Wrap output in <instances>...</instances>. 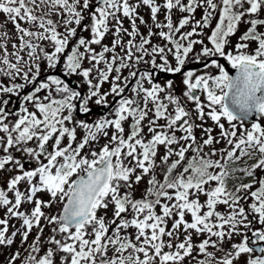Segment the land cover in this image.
Segmentation results:
<instances>
[{
    "label": "snow or ice",
    "instance_id": "obj_1",
    "mask_svg": "<svg viewBox=\"0 0 264 264\" xmlns=\"http://www.w3.org/2000/svg\"><path fill=\"white\" fill-rule=\"evenodd\" d=\"M142 6L150 10L151 25L139 14ZM173 9L187 13L175 25ZM197 9L203 11L200 20H195ZM262 10L264 0H0V13L5 23L13 24L19 40L9 52L10 37L0 32V78L9 81L0 79V172L16 173L6 188L0 187V209L5 210L0 248L12 246L19 236L28 253L21 264H234L242 254H249L246 264H264V247H250L243 231L264 241V230L252 231L249 220L252 215L264 226V126L255 119L264 118V32L258 31L264 26ZM217 12L218 21L207 36L211 47L192 39L204 35ZM125 18L130 30L124 27ZM137 21L148 28L147 35ZM242 23L249 27L226 52ZM190 24V31H181ZM78 30L89 36L78 37ZM109 33L111 44H104ZM153 36L164 43L154 44ZM250 42L257 43L252 53L246 51ZM197 44L200 52L194 51ZM190 54L195 62L204 58L205 67H215L219 74L185 70ZM57 69L62 76L54 74ZM156 73L183 76L182 97L194 105L195 119L175 94V81L161 84ZM74 76L81 79L69 83L63 78ZM105 84L109 87L102 91ZM25 88L31 90L25 93ZM91 104L106 111L92 122L77 118V112L90 114ZM206 116L220 129L218 136L205 127ZM249 118L250 128L244 127ZM236 121L243 129L239 135ZM77 129L84 133L78 143ZM196 129L202 132L199 142ZM101 138L106 143L97 151L93 145ZM220 143L225 147L217 149ZM161 146L165 152L158 162ZM26 162L34 167L26 168ZM145 176L148 187L141 198H134L133 188ZM21 183L27 185L23 190ZM25 203L34 207L21 210ZM53 204H61L62 210L46 214L43 208ZM101 210L104 214L98 215ZM12 219L20 225L9 233ZM45 227L51 235L42 239ZM34 228L37 234L28 244ZM233 236L243 239L225 250ZM44 244L48 247L41 254ZM216 251L223 256L217 258ZM254 252L261 255L253 258ZM21 255L18 248L7 264H16Z\"/></svg>",
    "mask_w": 264,
    "mask_h": 264
},
{
    "label": "rangeland",
    "instance_id": "obj_2",
    "mask_svg": "<svg viewBox=\"0 0 264 264\" xmlns=\"http://www.w3.org/2000/svg\"><path fill=\"white\" fill-rule=\"evenodd\" d=\"M132 2H135V0H132ZM157 2H158V3H162V0H157ZM184 2L186 3V0H184ZM245 7H247V5H245ZM138 11H139V14H140L141 16H143L144 19H145L146 21H148V24L151 25L150 10H149L147 7H143V6H142L141 8L138 9ZM202 14H203L202 9H197V11H196L195 14H194V16H195V20H200L201 17H202ZM84 15L87 17V16H88V13L85 12ZM182 15H187V13H180L177 9H173V11H172V20H173V24H174V25L177 24V23L179 22V20H180V18H181ZM164 16H165V12H164V10L162 9L161 12L158 13V20L163 21V20H164ZM218 18H219V14H218V12H217V13L215 14V18H214V19L212 20V22H211V27L206 28V29H203V33H204V35H202V36H194V37H192V39H202V40L204 41V44H206V45H208L209 47H211V44H210V43L208 42V40H207V36L210 35L212 29L215 28V25H216V23H217V21H218ZM259 18L264 19V10H262V11L259 13ZM52 19L55 20L56 17L53 16ZM245 19H249V17H245ZM5 21H6V16H5V14L0 13V25H4V27L0 28V32H5V31H6V32L8 33L10 39H9L8 42H7V48H8V51L11 52V51L13 50L12 47H11L12 43L15 42V43L19 44V40L16 39V31H15V28H14L13 24H12L11 22L5 23ZM90 22H91V21H90V18H89V19H86V20L84 21L85 24H88V23H90ZM123 24H124V27H125V28H128V29L130 30V23H129L128 19L125 18V19L123 20ZM137 24L139 25V21H137ZM22 26H23V27H28L27 24H23ZM247 27H249V25H247V24H243V23L239 26V31H238L234 36H232V37L230 38V39H231V43L226 47V49H225L226 52L229 51V50H231V49H233V47H234L235 43L237 42L239 36H240L242 33H244V31L246 30ZM139 29H140V32H142V33H144L145 35H147L148 28H147L146 26H144V25H139ZM190 30H191V24H190L189 26H186V27H185L184 29H182L181 31H182V32H187V31H190ZM153 31H157V30H156L155 28H153ZM165 31H167V29H165ZM198 31H200V30L198 29ZM258 31H260V32H264V26H258ZM80 35H83V36H85V37H88V36H89V33H88V32H80V31L78 30L77 36L79 37ZM124 38H125V40L128 39L127 36H125ZM112 39H113V37H112L111 33H109V34L105 37L103 43H104V44H109V45H110ZM137 40H139V37H137ZM152 42H153L154 44H157V43H159V44H163V43H164V41L161 40L158 36H153V37H152ZM70 47H71V45H70ZM93 47H95V48L97 49V51L100 50V49H99V46L93 45ZM256 47H257V43H256V42H250V46H249V48H248L246 51L249 52V53H252V51H253ZM200 50H201V45H199V44L195 45L194 51H195V52H200ZM117 51H119V49H117ZM169 59L171 60L172 58L169 57ZM204 62H206V60H205L204 58H202L200 62H195L194 57L190 54V56H189V58H188V60H187V62H186V64H185V66H187V65H189V64H192V63H204ZM172 64H173V67H175V61H174V60L172 61ZM87 66H88L87 63H85V67H87ZM42 67H43V65H42ZM141 67H144V66L141 65ZM56 72H60L59 69H57ZM195 73H196V75H201V74L218 75V74H219V73H218V69H216L215 67H211V66H209V67H207V68H205V69L199 70V71H195ZM45 74H46V73L42 72V73H41V76H42V75H45ZM124 74L127 75V70H125V73H124ZM157 74H158V73L155 74V79H156ZM0 79H3V83H5V84H8V82H9V81L7 80V78H0ZM71 79H73L74 81H76V80H79V79H81V78H80V77H75V76H74V77H72ZM182 79H183V77L177 79V80L175 81V84H174L175 94L178 95V96H181V97H182V93H183V91L186 90V89H185V86H183V84H182ZM194 79H195V76L193 77V80H194ZM156 81L159 82V83H161V84H163L166 80H165V79H159V80L156 79ZM108 87H109V85H108V84H105V85L103 86L102 91H106V90L108 89ZM30 90H31L30 88H25V89H24V92L26 93V92H28V91H30ZM81 90L84 91V92H86V90H87V86H86V85L83 86V87L81 88ZM40 95H43V93H41ZM5 98H7V97H5ZM11 99H12L13 102H15V106L18 107V106H19L18 98L15 97V96H13V97H11ZM109 99H111V98H109ZM202 100L206 103V97L202 96ZM181 103L186 107V109H187L188 111L191 112V114H192V119H195V117H196V113L192 111L194 105H193L192 103H190V102H187L186 98H183V97H182ZM11 106H12V105H10L9 107H11ZM90 107H91V109H92V108H95V107H97V106H96L95 104H91ZM149 107H151V105H149ZM29 109L32 110V108H30V106H29ZM207 111H208V109L205 108V112H207ZM149 115H150V118H151V114H149ZM96 118H97V117L92 118V120H90V121H88V122H92V121L96 120ZM10 119L14 121V120L16 119V117H15V116H12V117H10ZM205 119H206V121H207V123L205 124V127H211V128H213L212 135H213L214 137H215V136H218V135H219V132H220V129H219V128H218V127H217V126H216V125H215V124H214V123H213V122H212L207 116L205 117ZM260 120H261V122H262V124H263L262 126H264V118L260 117ZM129 123H130V121H129V122H126V123L124 124V127H125V136H127V134H128V124H129ZM145 123H146V122H145ZM159 123H160V124H163V123H165V121L160 120ZM196 123L198 124V123H200V121L197 120ZM221 123H224V124H225V129H228V128H229L228 123H227L224 119L221 120ZM234 123L237 124V134L239 135L240 132H241L243 129L240 127V122H239V121H236V122H234ZM244 127H248V128H250V124L245 123ZM145 132H147V129H146V128H145ZM0 135H3V134L0 133ZM83 135H84L83 131H82L81 129H77V143L80 141V139L83 137ZM109 135H111V130H109ZM176 135L179 136V135H181V133L177 132ZM201 135H202L201 130H200V129H196V131H195V136H196L198 142L200 141V137H201ZM204 138H207V136L205 135ZM105 143H106V140L103 139V138H101L100 141H99V144H95V145H93V147H94L97 151H99V148H100L103 144H105ZM74 146H75V145H74ZM174 147H175V146H174ZM215 147H216L217 149H221V148H224L225 145H224V143H220V144H216ZM88 151H89V148L86 147V148L84 149V152L87 153ZM205 151L207 152V151H209V149L206 148ZM164 152H165V149H164L163 146H161V147L159 148V152H158V155H157V157H156V159H157L158 162H159L160 157L164 155ZM187 155L190 157V156L192 155V153L189 152ZM173 159H175V157H173ZM214 159H215V157H214ZM254 162H255V161H249V163H254ZM242 165H243V161L241 162V166H242ZM178 170H179V169H178ZM15 174H16V173H14V175H15ZM156 174H157V178H158L159 180H162V179H163V174H162L160 168H157V169H156ZM257 175H259V173H257ZM148 179H149V177H148V176H145V177L143 178V180L139 183V185L134 186V188H133V195H134V198H141V197L143 196V194H144L146 188L148 187V185H147V180H148ZM249 179H250V178L245 179L244 182H245V183L249 182ZM233 183H234V181H231V180H230V181L228 182V186H229V187H232ZM0 187H4V188H6V182H2V183H0ZM19 187L21 188V190H23L24 188L27 187V185H26L25 183H21V185H20ZM9 195L11 196V194H9ZM38 196H39L41 199H43V200H48V199H49V197H48L46 194H38ZM200 199H201V202H203L206 198L203 197V196H201ZM242 203H243V202H242ZM248 203H251V200H249ZM244 206H245V208L247 209L248 204H245ZM33 207H34V204H27V203H25V204H22V206H21V210H30V209L33 208ZM61 210H62V205H61V204H53V206L50 207V208H43V211H44L46 214H48V215L58 214ZM217 210L223 212V211H224V206H223V205H219ZM4 211H5L4 209H0V218H3V217H4ZM156 211L159 213V211H160L159 207L156 209ZM103 214H104V213H103V210H101V211L98 213V215H103ZM108 216H109V217L112 216V209H111V207L108 209ZM186 219L190 220L191 218H190V216H188V217H186ZM249 220H252V221H253V222H252V225H251V230H252V231H256V230H264V226H262V225L258 222V219L253 220L252 215H249ZM171 223H172L171 220L168 221V227H169V228L171 227ZM41 224H44V221H43V220H41ZM13 225H14L15 227H19V225H20V221H19V220H16V219L9 220V233L13 230ZM110 231H111V229H110ZM128 231H129V232H134V229H131V228H130V229H128ZM243 231L246 232V234L248 235V237H249V242H250V240H251V235H252V234H251V231H249V230H243ZM36 234H37V229L34 228L33 231H32V233L29 235V238H28V244H31V243H32V240H33V238L36 236ZM50 235H51L50 228H49V227H45L42 239H43V238H46V237H48V236H50ZM57 238H59V237H57ZM164 239L167 240L168 238L165 237ZM181 239H183V236H181ZM200 239L202 240V239H203V236H201ZM213 239H215V238H213ZM242 239H243L242 236H233L232 241H231V242H225V244L223 245V247H224L225 250H228V249L230 248V243H239V242H241ZM193 241H194V243L197 242V241H196V237H195V235L193 236ZM175 242H176V241H173V243H175ZM263 242H264V241H263ZM252 244H253V245H256L257 243L254 242V243H252ZM25 247H26V246H24V247H21V246H20V237L17 236V237L15 238V242H14V244H13L12 246H10V247H3V248H0V264H7V257H8L11 253L15 252L18 248L20 249L22 255H21V258H20L19 260L16 261V264H21V262L23 261L24 257L27 256V254H28L27 251H25ZM47 247H48L47 244H44V245H43L42 253H41V254H43V250L46 249ZM167 250H168V249H165V251H167ZM208 251L211 252V251H215V250H214L213 248H209ZM194 254H195V253H194ZM223 254H224V253L219 252V251H216V252H215V255H216L217 258L223 256ZM248 255H249V254H242L240 258H238L237 260L234 261V264H246V261H247V259H248ZM251 256L254 258L255 256H258V254H256V253L254 252V253L251 254ZM185 264H188V261H187V260L185 261Z\"/></svg>",
    "mask_w": 264,
    "mask_h": 264
},
{
    "label": "water",
    "instance_id": "obj_3",
    "mask_svg": "<svg viewBox=\"0 0 264 264\" xmlns=\"http://www.w3.org/2000/svg\"><path fill=\"white\" fill-rule=\"evenodd\" d=\"M216 59H218L219 63H221L225 67V70L228 71L230 75H234L235 74V71L233 69H231V66L229 64H227V62L224 61L223 58H216ZM206 63H207V61L204 62V63H192V64H189V65L185 66V70H193V71L201 70V69L206 68L205 67V64ZM56 75H61V74H56ZM181 77H182V75H179V74L173 75V74H167V73H159L157 75V78L156 79L157 80H159V79H165V80L173 79L174 81H176L177 79H179ZM63 78L66 79V81L69 82V83H72V81H74L72 79L71 80H68V78H66V77H63ZM73 86H75V85H73ZM103 112H104V109L100 107V108L94 109L88 115H81L80 113H78V115H79L80 118H86V117H88L91 114H99V115H102ZM255 119H256L257 122H260V116H256ZM251 122H253L252 121V118H249V121H247L246 123L251 124ZM255 240L256 241H259V240L256 239V237H255ZM259 242L260 243L258 245L251 246V247H253L254 249L255 248H259V247H264V242H261V241H259ZM256 253L258 255H261L259 252H256Z\"/></svg>",
    "mask_w": 264,
    "mask_h": 264
},
{
    "label": "flooded vegetation",
    "instance_id": "obj_4",
    "mask_svg": "<svg viewBox=\"0 0 264 264\" xmlns=\"http://www.w3.org/2000/svg\"><path fill=\"white\" fill-rule=\"evenodd\" d=\"M217 58H219V57H217ZM207 68V67H206ZM205 69V68H204ZM54 74H61L60 72H55ZM159 74V73H158ZM157 74V75H158ZM46 75V74H45ZM45 75H42L40 78H42V77H44ZM183 77V76H182ZM156 78H157V76H156ZM80 91L81 92H84V91H82L81 89H80ZM30 106V108H32V106L31 105H28V107ZM96 108H100V107H95V108H92L91 109V111H93L94 109H96ZM102 108V107H101ZM106 110L104 109V112H105ZM103 112V113H104ZM81 115H84V114H81ZM99 116H101V115H99V114H91V115H89L88 117H86V118H80L79 117V115H78V112H77V118H79V119H85V120H87V121H90V120H92V118H95V117H99ZM261 123V125H263L262 124V122H260ZM64 143L66 144L67 143V140L65 139V141H64ZM50 144H51V142H50ZM13 151V154L16 156V157H18V158H23L22 157V154L20 153V152H16L15 151V149H13L12 150ZM25 167L26 168H32V167H34V165L33 164H30V163H25ZM14 173L15 172H0V183H2V182H6L11 176H13L14 175ZM257 243L256 245H258L260 242L259 241H256L255 240V237H253L252 235H251V240H250V242H249V246L251 247V246H256V245H253L252 243ZM261 242H263V241H261Z\"/></svg>",
    "mask_w": 264,
    "mask_h": 264
}]
</instances>
